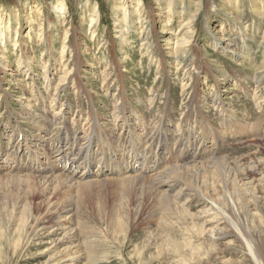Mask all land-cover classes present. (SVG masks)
Instances as JSON below:
<instances>
[{"label":"rangeland","instance_id":"374dc122","mask_svg":"<svg viewBox=\"0 0 264 264\" xmlns=\"http://www.w3.org/2000/svg\"><path fill=\"white\" fill-rule=\"evenodd\" d=\"M201 1L202 9H199L197 22L193 24L190 19L196 9L194 0H0V31H3L0 32V37L4 42L0 44V64L6 66L5 71H0V199L3 202L7 199L3 184H8L10 179L23 180L16 182L10 189L18 187L28 193L27 182L36 176L39 179L47 176L46 170L38 169L44 168L41 161L33 168L32 160L27 159V164L32 165L34 170L25 172L16 168L14 158L17 154L23 155L18 150L21 151L25 145L31 154L40 153L41 146H52L62 134L64 122L71 124L76 112L81 109L80 106L84 111L90 109L98 117L104 130L118 133L112 123V115L115 103L122 97V91L126 98L124 115L131 128L137 127L136 113L139 114L138 117L145 116L144 118L155 121L164 113L167 120L163 122V131L170 147H180L181 130L194 133L191 138L186 136L189 154L195 151L203 134L206 135L207 141L203 147L208 154L198 155L197 158L187 157L180 163L182 167L194 163H197L194 167L196 169L210 166L203 162L210 154L209 157L214 158L248 156L251 167L253 165L256 169L258 162L264 159V154H259L258 151L264 149V135L259 137V124L264 120V85H260L256 92L257 83L252 80L255 68L248 61H237L226 56L221 49L211 47L212 37L205 30L203 21L205 15H211L208 28L218 38L217 30H220L221 23L234 26V19L237 22L236 15L249 16H244L237 24H241L242 28L246 27V34L243 31L241 33L245 40L255 38L254 30L257 27L264 28V19L257 15L255 18L253 11L264 8V0H260L261 7L253 5L257 4L254 0H239L237 4L232 0ZM212 1L215 12L205 13ZM167 2L171 10L166 7ZM237 6L242 11L239 12ZM125 13L128 15L127 19L123 17ZM137 17L141 19L138 20ZM147 17H151L152 22ZM140 21L146 22V31L153 38L146 47H141L140 30L136 29ZM126 26L129 27L128 30L125 29ZM185 31H190L193 36L188 40L190 45L183 48L189 50L186 59L197 61L196 70L200 67L203 72L199 71L201 75L195 85V92L188 89L186 93H182V69H176L178 63L175 56L168 53L178 39L185 36ZM259 41L258 35L253 40L247 39L249 46L253 48L256 63L263 60L256 47ZM112 59L117 61L115 71L109 68ZM203 60L208 62V67ZM187 61L188 59L185 60ZM18 63H22L23 68L17 67ZM159 63L163 64L162 73L157 70ZM64 68L66 72H70L67 83L74 86L76 81H80L86 90L84 96L78 95L75 86L62 85ZM106 72L112 73L111 80L106 82L108 85L103 84L102 79ZM120 72L122 75H118ZM44 74L52 78V92L58 88L57 94L62 105L58 109H51L52 113L62 116L53 124L45 117V110L51 108V104L44 86ZM214 77L218 80L223 108L227 109L226 114L236 121L240 129V141L237 143L227 142L221 125L222 118L208 103L215 95L212 81ZM89 95L91 102L87 99ZM153 96L155 101L150 105L148 99ZM191 121L196 125H191ZM177 125H182L180 132L176 129ZM213 132L220 138V143H211ZM254 133L256 136H253ZM259 138L263 141L259 142ZM164 140L160 139L159 144H164ZM165 156L167 154L162 159L165 160ZM146 157H149L148 153ZM54 160L55 158H50L51 162H55ZM172 160L175 157L170 158V166L176 167L177 164ZM58 163L57 167L68 169L65 161ZM27 164L25 162L22 165ZM164 168L170 167L162 163L155 173L164 171ZM255 173L257 175H247L245 183L252 182L257 186L256 181H260V184L254 189L246 188V191H250L246 193L245 198L248 200L245 199V202L253 204L254 199L259 201L256 202L258 206L251 205L248 210L264 226V162ZM183 177L190 178L186 174ZM10 185L11 183L7 186ZM148 188L150 195L143 183L123 180L89 183L70 190L49 187L45 196L55 202L67 201L72 211L60 213L61 218L48 213L41 220L39 228L43 230L41 233H50L49 239L44 240V244L34 241L22 245V250L14 254L13 244L19 236L18 224L13 220L7 232L1 227L8 221L0 223V264H53L47 261L49 256L42 255L41 252L50 248L53 241L63 240L68 236L73 238L69 241L70 244L64 243L65 246L61 247H72L77 253L73 255L72 262L65 259L66 262L61 260L60 264H250L235 252L240 250V246L232 237L215 242L217 248L223 251L221 254L207 253L201 257L196 254L187 256L183 250V253L177 251V241L195 246L197 240L193 235V226L197 221L187 215L183 216L177 211L176 205L162 202L165 198L161 193L152 192L150 185ZM143 192L146 195L140 198L139 195ZM189 192L184 190V194H190ZM30 201L32 205H36L39 197L30 195ZM196 206L192 204L190 212L195 214ZM226 208L230 214L231 208ZM244 210L239 207L242 219L245 216ZM109 215L112 220L108 222ZM118 217L120 220L124 218L121 231L119 227L122 225L115 223ZM63 219L72 223L73 231L72 228L64 231V227L55 226L56 222ZM11 241L12 252L9 253L6 246Z\"/></svg>","mask_w":264,"mask_h":264},{"label":"bare ground","instance_id":"6f19581e","mask_svg":"<svg viewBox=\"0 0 264 264\" xmlns=\"http://www.w3.org/2000/svg\"><path fill=\"white\" fill-rule=\"evenodd\" d=\"M194 1V6H196V9H194L193 15L190 19L191 23L193 24L197 22L199 9H202V1ZM232 1L235 4L239 2V0ZM254 1V3L257 4L253 5H260L261 7L262 2L260 0ZM166 7L171 10L169 2L166 3ZM207 7L208 8H206L205 13L209 12L212 14L216 10L213 1L211 2V6ZM236 8L239 7L237 6ZM181 10H184V6L181 7ZM237 10L239 12L242 11L241 8ZM253 13V16L255 18L257 15L258 17L264 19V8H256V11H253ZM210 16L211 15H205L203 24L205 30L209 33V36L212 37L211 47L213 49H221L226 56L233 57L237 61H248L252 68H255L252 80L257 83L256 92L259 91V86L264 85V28L257 27L254 30L255 38L257 35L260 38V41L258 42V44H256V47L261 52V56L263 58V60H260L259 62L257 61L256 63V59L253 56V48L250 47L249 43L247 42V39L253 40L255 38L251 37L252 39L247 38L245 40L242 37L241 33L243 31L244 35L246 34V27L242 28L241 24H237L238 20H241L245 15H236L235 18L237 19V22L234 19V26L221 23L219 25L220 30H217L219 32L218 38L214 36L213 32L209 31L208 24H210ZM123 17L127 19L128 15L125 13ZM137 18L138 20L141 19V17ZM147 18L149 19V22H152L150 21L151 17ZM142 19L145 20L146 18ZM183 25H186V23ZM147 27L148 26L146 22L143 21H140L138 26L136 27V29L140 30L141 47L148 46L149 40L153 39L150 38V34L146 31ZM128 28L129 27L126 26L125 29L128 30ZM0 32L3 33L2 30ZM183 34L185 36H182L178 39L176 45L168 54H172L175 56V61L176 63H178V68L176 69H180V67L182 69L181 76L186 82L182 80L183 82L181 83V92L186 93L188 89L192 90V92H195V85L198 82L199 76L201 75L199 71L202 70L200 67L198 71L196 70L195 67L198 63L192 58H187L188 61L185 62V60H187L186 57L189 50H184L183 48L190 45V41L188 40L193 36L191 35L190 31H185L183 32ZM75 38L76 37H74V39ZM2 40L3 39L0 37V44H4ZM149 53L150 52L148 51L147 54L149 55ZM22 63H18L17 67H19L20 69L23 68V66H21ZM203 63H205V65H207L208 67V62L206 60H203ZM116 64L117 61L112 59L111 66L109 65V68H112L115 71ZM5 68L6 66L0 64V71H5ZM7 68L12 69L9 66H7ZM157 70L158 72L162 73L164 71L163 64L159 63ZM63 73L65 74V78H61V82H63L62 85L69 84L71 85V87L75 86L78 95L80 94L81 96H84L86 90L84 89V86L81 84V82L79 81V83H77L76 81L73 86L72 84L67 83V76L70 72H66L64 68ZM119 74L122 75V72L118 73V75ZM43 77L46 80L44 86L46 88V91H48V99L51 104V108L45 110V117H48V119L50 120V124H53V122L58 117L62 118V116L52 113L51 109H58L62 105L60 104L59 96L57 94L58 88L55 89L54 93L52 92V78H49L47 74H44ZM111 78V72H106V74H103V84H106V82L111 80ZM212 81L215 95H213L209 99L208 103L211 107L217 110L219 116H221L222 118L221 125L224 130L223 134L226 135L227 142L237 143L240 141V129L238 128L236 121L231 116H229V114H226L227 109L223 108L222 100L219 95L220 93L218 92L219 84L217 77H214ZM235 81L237 82L236 79ZM122 92V97L119 101H117V103H115L114 113L112 115V123L117 129L118 133L106 131L107 129L104 130V128H102V126L100 125L98 117L94 116L90 109L89 111H84L82 109V106H80L81 109L76 112V117L73 122L71 124L68 122H64L63 132L56 140V142L52 144V146L49 144L44 148L41 146L40 153L38 154H31L28 151L25 155H22V164H25V162L27 164V159L32 160L33 168H35V166L38 165L37 163H40L41 161V164L44 166V168L41 169L38 167V169L46 170L48 174L43 179H39L36 176L33 177L30 182H27L26 186L28 188V193L27 191L24 192L19 190L18 187L10 189L12 185H16V182H18L19 180L23 181L22 179L13 178L8 180L9 183H11L10 186H7L9 183L3 184V188L5 192H7V199L5 200V202L0 199V223L4 221H8V223H5L6 228L5 224H2L1 229H3L4 231L10 229L8 227L12 225L13 220H15V223H17L19 227L17 229V231H19V236L16 239V242L13 244V254L17 253L18 250L21 251L22 245L24 246L29 243L31 244L34 243V241L43 243L44 240L49 239L50 233H41V231L43 230L39 228L41 220L48 213L51 212L54 215L58 216V218H61L60 213H70L72 211V207L67 201L59 202L56 200L55 202L51 201V199L49 200V198L45 196V191L49 187H53L57 190H70L72 188L76 189L78 187H83L89 183H98L102 181L120 182V180H123V182L132 181L143 183L144 187L148 189L146 191L149 195L150 192L148 186L150 185V189L152 192L156 194L161 193L162 197L165 198V200L162 202H165L166 204H168L167 202H170L171 205H176L177 211H180L183 216L187 215L197 221L194 222V226L192 225L194 229L193 235L195 236L197 243L194 244L195 246H193L188 244L185 245L177 241V251L182 252L181 250H183V252L187 256L196 254L198 256L200 255L201 257L205 256L207 253L214 255L218 253L221 254L223 253V251L217 248L215 242L220 239L232 237V240H234V242H237L240 246V250L235 251L238 255H240V257H242L243 259H247L250 264H264V234H262L264 233V226L262 223L256 221L254 213L248 210L251 205L258 206V204L256 203L258 200L254 199L255 203L253 204H251L250 201L245 202L246 193H248L247 191H250L248 189H254L256 186H254L253 184L255 183L252 182L245 183V177H247V175H257L255 171L256 169L260 168L261 164L264 162V159L258 162V165L255 169L253 165L251 167L250 162L247 160L248 156H241L239 158H214L211 156L209 157V154L207 156V159L205 158L203 162L206 165L210 164V166H205L202 169H196L194 167L197 165V163H194L182 167L183 165L181 164V166L180 163L186 160L187 157L195 158L198 155L202 156L201 154H203L204 156V153H207L206 148L203 147L204 143H206L207 141L206 135L203 134L204 137H202L197 147H195V151L193 153L190 152L192 154H189L187 152L189 149V145L186 141V136L191 138L194 133L192 134V131L185 132L180 129L182 125H177V131L180 132L179 130H181L180 134H182V143L180 144V147H177L176 149L170 147L169 140L167 139V136L163 131V122L167 120V115L164 113H161L159 119L155 121L154 119H146L144 118L145 116L138 117L139 114L134 112V116L136 113L137 117V127L135 126V129H133V127L131 128V124H127L128 120L124 115L126 112V98H124V91ZM151 94L153 95L154 93ZM43 98L46 99L45 96ZM154 98L155 96L148 99L150 105L154 103ZM87 99L91 102L90 95L87 96ZM57 121L58 120H56V122ZM189 123L193 126L196 125V123L193 121ZM259 125V137H262L264 135V120ZM253 136H256V134ZM160 139H165L164 144H159ZM210 140L211 143L214 144L220 143V138H218L215 133L211 136ZM42 141L46 142L45 139H43ZM262 141L263 139L259 138V142ZM19 147L20 146H18V148ZM161 147L164 148V150ZM25 149H29L28 146L25 145L24 147H22V150H18V152H22ZM258 151L259 154H264L263 148L259 149ZM147 153L149 157H146ZM165 154H167V156L164 157V160L162 159V156H164ZM52 157L55 158V162L50 161V158ZM174 157L175 160L172 161H174V164H177L175 165L176 167L170 166L171 164H169L170 158L172 159ZM61 160L66 162L65 164L68 165V169H66V167H57L56 164H59L58 162H60L61 164ZM162 163L164 166L167 164L170 168H164V171L160 173L157 172L158 174H156V170ZM94 167L95 169L93 170ZM185 174L189 175L190 178L183 177V175ZM117 177L123 178L118 179ZM218 177L221 178V181ZM238 182H241V184H238ZM256 182L258 185L260 184V181ZM145 183H148L149 185ZM246 188H248L247 191ZM143 190L145 191V189ZM184 190L190 191V194H184ZM30 195H32V197H39V203H37L36 205H32L30 201ZM145 195L146 194L143 192L139 195V197L142 198ZM192 204L197 205L195 208L197 209L195 214L190 212L189 210V207L192 206ZM226 207L231 208L230 214H228V212L226 211ZM239 207L245 209V216L243 219L239 214ZM52 208L54 209L53 211ZM110 215V219H108V222L109 220H112V217ZM122 220H120L118 217L116 219L117 222H115L118 225H122L121 227H119L120 231L124 225V221ZM66 221L67 220L65 219L59 220L55 223V226H60L62 228L64 227V231L65 229L67 230L69 228H72L71 230L73 231L72 223ZM191 227L190 229H192ZM41 236H43V238H41ZM69 238L70 236L66 237L63 240L58 239L53 241L52 246L50 248L44 249L41 254L48 255L49 257L47 261L53 262V264H60L61 260L63 262H66L65 259H67L69 262H72L73 255L77 253V250H74L69 246L61 247L65 246L64 243H67V245L70 244L69 241H71L73 238ZM157 239L159 238L157 237ZM230 241H228V243ZM6 247L7 251H10L9 253H11L12 241ZM51 253H54V255H50Z\"/></svg>","mask_w":264,"mask_h":264}]
</instances>
